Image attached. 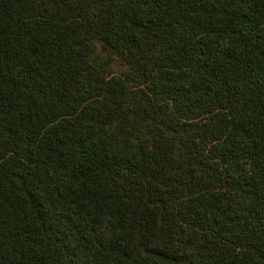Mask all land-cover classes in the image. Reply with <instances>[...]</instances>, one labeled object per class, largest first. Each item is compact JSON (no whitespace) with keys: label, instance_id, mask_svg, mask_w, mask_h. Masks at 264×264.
<instances>
[{"label":"trees","instance_id":"1","mask_svg":"<svg viewBox=\"0 0 264 264\" xmlns=\"http://www.w3.org/2000/svg\"><path fill=\"white\" fill-rule=\"evenodd\" d=\"M0 264H264V0H0Z\"/></svg>","mask_w":264,"mask_h":264}]
</instances>
